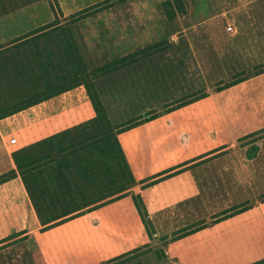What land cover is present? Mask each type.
Here are the masks:
<instances>
[{
  "label": "rangeland",
  "instance_id": "1",
  "mask_svg": "<svg viewBox=\"0 0 264 264\" xmlns=\"http://www.w3.org/2000/svg\"><path fill=\"white\" fill-rule=\"evenodd\" d=\"M163 1L126 0L82 26L94 36L108 32L103 47L87 49L93 64L124 52L156 50L95 83L114 124L142 114L120 139L138 182L132 190L143 192L154 218L153 246L162 245L164 253L137 261L178 264L174 254L192 252L193 264H244L264 256L252 226L264 217V0H183L186 13L173 21L162 19ZM48 9L43 0L16 12L18 29L46 20ZM212 110L221 129L211 123ZM91 115L86 100L11 131L2 124L0 142L11 154ZM234 167L246 183L234 180ZM26 204L0 218L1 234L27 225L31 234L37 230ZM92 224L70 223L43 239L33 233L25 248L51 242L59 264H136L127 254L126 230L109 234Z\"/></svg>",
  "mask_w": 264,
  "mask_h": 264
},
{
  "label": "trees",
  "instance_id": "2",
  "mask_svg": "<svg viewBox=\"0 0 264 264\" xmlns=\"http://www.w3.org/2000/svg\"><path fill=\"white\" fill-rule=\"evenodd\" d=\"M40 1L43 0H0V125L6 124L7 131L24 123L30 125L57 107L50 102L56 97L63 100V106H72L78 99L88 100L92 115L14 148V167L0 173V184L20 178L37 224L33 233L42 239L70 223L93 221V226L111 231L109 234L126 230L127 254L136 264L148 259V255L162 257L163 246H153L156 227L143 192L132 190L138 182L120 139L136 127L142 114L114 124L95 86L100 77L156 50L124 52L93 64L87 58V49L103 47L100 43L108 32L102 29L94 36L82 29L83 24L126 0H102L75 13H65L60 0H45L47 19L19 30L20 19L15 13ZM160 8L166 21L186 13L183 0H165ZM211 115L213 127L221 129L223 123L216 110ZM232 171L235 181L246 183L241 170L234 167ZM252 226L264 243V217L258 216ZM28 227L0 232V264H59L51 242L38 241L30 251L25 248L33 234ZM101 244L107 247L108 242ZM192 254L174 257L178 264H193ZM255 256L244 264L264 263V256Z\"/></svg>",
  "mask_w": 264,
  "mask_h": 264
},
{
  "label": "crops",
  "instance_id": "3",
  "mask_svg": "<svg viewBox=\"0 0 264 264\" xmlns=\"http://www.w3.org/2000/svg\"><path fill=\"white\" fill-rule=\"evenodd\" d=\"M60 1L65 13H75L76 11H79L82 8L88 7L102 0H60ZM111 11H113V9H111L110 12ZM79 94L80 93H78V95ZM50 102L51 104L56 103L57 107H55V109L51 110L49 113L36 118V120H32V123L49 119L50 117L56 114L63 113L65 111H68L69 109L84 104L86 101L78 99V101L74 102L72 106H63V100H59V97H56ZM26 125L29 124L24 123L18 127L20 128ZM128 133H130V131L127 132L126 134ZM11 167H14V164L11 160V154L8 152L6 147L0 143V173L10 169ZM24 203L25 204L27 203L26 205H29V200L19 177L14 178L3 184H0V218L5 216L6 213L8 212L12 213L16 208H18Z\"/></svg>",
  "mask_w": 264,
  "mask_h": 264
},
{
  "label": "built area",
  "instance_id": "4",
  "mask_svg": "<svg viewBox=\"0 0 264 264\" xmlns=\"http://www.w3.org/2000/svg\"><path fill=\"white\" fill-rule=\"evenodd\" d=\"M226 29H227L228 32L233 31V27L230 24L227 25Z\"/></svg>",
  "mask_w": 264,
  "mask_h": 264
}]
</instances>
